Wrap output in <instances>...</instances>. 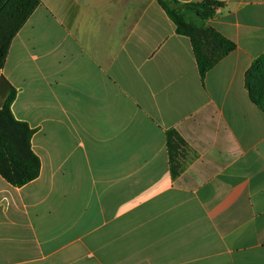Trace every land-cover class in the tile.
<instances>
[{
	"label": "crops",
	"instance_id": "crops-1",
	"mask_svg": "<svg viewBox=\"0 0 264 264\" xmlns=\"http://www.w3.org/2000/svg\"><path fill=\"white\" fill-rule=\"evenodd\" d=\"M41 1L0 70L42 165L23 187L0 175V264H264V112L246 85L264 0L188 14L237 45L204 80L158 0ZM171 129L189 145L177 178Z\"/></svg>",
	"mask_w": 264,
	"mask_h": 264
},
{
	"label": "trees",
	"instance_id": "trees-1",
	"mask_svg": "<svg viewBox=\"0 0 264 264\" xmlns=\"http://www.w3.org/2000/svg\"><path fill=\"white\" fill-rule=\"evenodd\" d=\"M175 23L179 35L190 39L202 80L222 59L236 50L237 45L215 28L202 26L188 18L192 14L203 21L214 18L225 4L216 0L182 3L178 0H158ZM41 0H0V70L4 69L14 38ZM251 100L264 112V54L255 60L246 76ZM17 90L5 77L0 79V175L12 186L23 187L41 174V160L34 152L35 130L19 121L12 112ZM167 151L173 178L185 169L189 145L175 130L166 133Z\"/></svg>",
	"mask_w": 264,
	"mask_h": 264
}]
</instances>
